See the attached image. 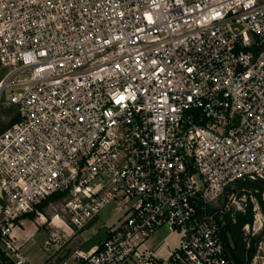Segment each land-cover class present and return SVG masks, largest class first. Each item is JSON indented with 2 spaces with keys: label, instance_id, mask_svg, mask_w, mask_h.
Listing matches in <instances>:
<instances>
[{
  "label": "built area",
  "instance_id": "built-area-1",
  "mask_svg": "<svg viewBox=\"0 0 264 264\" xmlns=\"http://www.w3.org/2000/svg\"><path fill=\"white\" fill-rule=\"evenodd\" d=\"M1 102L0 264H31L16 230L55 193L77 229L121 214L58 264H233L245 203L217 202L264 181V0H0ZM50 224L53 252L75 231Z\"/></svg>",
  "mask_w": 264,
  "mask_h": 264
},
{
  "label": "rangeland",
  "instance_id": "rangeland-1",
  "mask_svg": "<svg viewBox=\"0 0 264 264\" xmlns=\"http://www.w3.org/2000/svg\"><path fill=\"white\" fill-rule=\"evenodd\" d=\"M19 113L17 107L8 105L6 102L0 103V131L9 127L13 124L15 115ZM243 191V192H242ZM236 196L237 199L245 203L244 207L237 202H230L227 212H230L232 216L235 215L236 211H246L249 203H253L254 210V222L251 226H245L247 234H260L264 228V212L258 201L257 196L252 192L251 189L244 187L240 188L239 185H231L225 191L219 194L217 204L219 207L225 206L229 201V196ZM67 195L61 193H55L50 195L49 199H44L39 205L38 210L45 216L47 222H42L39 218L40 215L37 213L34 218L27 216L28 225L37 228L36 232H31L33 237L29 238L25 243V251L30 257L31 264H42L43 261L52 264H58L65 259L70 258L72 253L77 248L89 250L93 246L99 244L106 238L107 230L109 227L116 226L120 217L119 204L117 201L108 203L100 212L99 216L96 217L90 224L83 228L77 229L71 224V217L69 213L65 211V203L67 201ZM264 198V193H263ZM1 201V200H0ZM54 215H60L64 218L68 226H72L75 233L71 234L72 230L68 226H64L71 234L70 239L61 247L55 251L46 250L42 244L44 240L49 236V233L55 229V226L50 224ZM44 219V220H45ZM54 223H57L54 221ZM26 224L23 225L26 230ZM22 233V231H21ZM24 234V231H23ZM170 234L168 227L160 228L149 240L148 245L151 248L157 247L161 242L167 238ZM232 242V241H231ZM53 255L52 258H47L49 255ZM47 258V259H46ZM1 259V258H0ZM52 259V260H51ZM251 264H264V238L259 244L257 254L253 258Z\"/></svg>",
  "mask_w": 264,
  "mask_h": 264
},
{
  "label": "trees",
  "instance_id": "trees-1",
  "mask_svg": "<svg viewBox=\"0 0 264 264\" xmlns=\"http://www.w3.org/2000/svg\"><path fill=\"white\" fill-rule=\"evenodd\" d=\"M13 106V105H12ZM20 119L19 113L15 115L14 122ZM240 188L247 187L257 196L261 208L264 212V181H245L237 182ZM243 192V191H242ZM50 197V196H49ZM46 198V199H49ZM35 213H30V217L34 218ZM225 243L228 257L233 264H251L253 258L257 254L259 244L264 238V228L260 234H247L245 226H251L254 222L253 203H249L246 211H236L232 216L230 212L225 213ZM232 241V242H231ZM4 257V253L0 251V258Z\"/></svg>",
  "mask_w": 264,
  "mask_h": 264
},
{
  "label": "crops",
  "instance_id": "crops-1",
  "mask_svg": "<svg viewBox=\"0 0 264 264\" xmlns=\"http://www.w3.org/2000/svg\"><path fill=\"white\" fill-rule=\"evenodd\" d=\"M0 200H1V199H0ZM0 204H1V201H0ZM0 206H1V205H0ZM25 224H26L27 227H26V230H24V234H23V231H22V233H21L20 230H16V232H17L18 234H21L24 238H28L29 236H32V235H31V232L33 233V232H36V231H37V228L34 227V225H33V226L28 225V220H26ZM32 237H33V236H32ZM172 238L175 239V236H174V237L172 236Z\"/></svg>",
  "mask_w": 264,
  "mask_h": 264
},
{
  "label": "bare ground",
  "instance_id": "bare-ground-1",
  "mask_svg": "<svg viewBox=\"0 0 264 264\" xmlns=\"http://www.w3.org/2000/svg\"><path fill=\"white\" fill-rule=\"evenodd\" d=\"M42 218L45 219V216H42ZM53 218H54V221H56V222H58L59 220H61L60 215H54Z\"/></svg>",
  "mask_w": 264,
  "mask_h": 264
}]
</instances>
